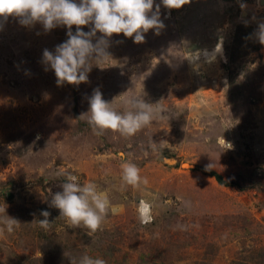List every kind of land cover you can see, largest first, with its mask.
<instances>
[{"label":"rangeland","instance_id":"374dc122","mask_svg":"<svg viewBox=\"0 0 264 264\" xmlns=\"http://www.w3.org/2000/svg\"><path fill=\"white\" fill-rule=\"evenodd\" d=\"M206 5L161 7L165 28L143 43L111 37L110 58L93 62L79 85L57 86L42 63L45 49L68 39L66 27L45 33L8 19L0 31V204L20 225L0 233V264H70L83 254L106 264H264V0H220L216 24ZM96 88L117 111L134 96L161 117L132 137L94 134L84 114ZM125 162L139 168L137 186L123 185ZM69 173L108 194L91 235L50 207ZM42 210L51 213L47 228Z\"/></svg>","mask_w":264,"mask_h":264},{"label":"clouds","instance_id":"9594fccd","mask_svg":"<svg viewBox=\"0 0 264 264\" xmlns=\"http://www.w3.org/2000/svg\"><path fill=\"white\" fill-rule=\"evenodd\" d=\"M189 0H0V31L11 17L23 27L40 24L45 33L64 26L68 39L55 51L45 49L42 63L45 71L52 70L57 86L65 83L79 85L88 81L93 62L103 63L110 58V38L123 34L133 38L134 43H143L145 34L154 30L159 35L165 28L161 18V7L180 9ZM170 14V12H169ZM73 26L75 31L73 32ZM85 26H90L87 31ZM97 33L101 34L99 38ZM259 42L264 44V24L258 26ZM112 103L103 98L99 88L89 98V109L84 115L94 134L106 130L132 137L154 119L160 118L162 109L146 103L139 97H128L124 101L126 110L117 111ZM139 168L130 162L122 164L121 180L125 186H137L140 181ZM147 182L146 180L144 181ZM51 199L50 207L59 210L70 228H82L87 235L100 229L110 201L106 191L94 182L81 184L75 174H67L65 182ZM50 191V190H49ZM7 205L0 204V233H13L20 222L6 214ZM44 219L38 223L47 228L51 213L42 210ZM70 264H106L102 257L83 254L70 256Z\"/></svg>","mask_w":264,"mask_h":264},{"label":"crops","instance_id":"0c3cea01","mask_svg":"<svg viewBox=\"0 0 264 264\" xmlns=\"http://www.w3.org/2000/svg\"><path fill=\"white\" fill-rule=\"evenodd\" d=\"M191 1H192V6L195 7V8H197V7L201 6V5H206V4L210 5L211 4L212 7L206 5V8H208V10L206 9L204 11V13H205L204 15L209 19L210 22H212V24H216V16L214 15L213 11L216 9V7L219 6V5L216 6V3L218 2L220 4V0H204V1H202V0H191ZM214 7H215V9H213ZM194 16H195V18H197L198 14L195 13ZM223 19L224 20H223L222 24H225L226 23L225 22V17H223ZM204 23L205 22H203V24ZM203 27H204V29H206L205 26H203ZM210 29H211V26H210Z\"/></svg>","mask_w":264,"mask_h":264},{"label":"trees","instance_id":"16d2710c","mask_svg":"<svg viewBox=\"0 0 264 264\" xmlns=\"http://www.w3.org/2000/svg\"><path fill=\"white\" fill-rule=\"evenodd\" d=\"M241 31H242V29H237L236 35H235V38H234V44L235 43L237 44V40L241 38V35H242V32ZM205 174H207L210 177H214L217 182H220V180H221L220 176L217 175L214 172H209V173H206L205 172Z\"/></svg>","mask_w":264,"mask_h":264},{"label":"bare ground","instance_id":"6f19581e","mask_svg":"<svg viewBox=\"0 0 264 264\" xmlns=\"http://www.w3.org/2000/svg\"><path fill=\"white\" fill-rule=\"evenodd\" d=\"M221 49V48H220Z\"/></svg>","mask_w":264,"mask_h":264}]
</instances>
